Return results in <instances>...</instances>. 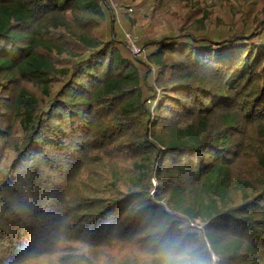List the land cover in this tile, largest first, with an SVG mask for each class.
I'll return each mask as SVG.
<instances>
[{
	"label": "trees",
	"instance_id": "1",
	"mask_svg": "<svg viewBox=\"0 0 264 264\" xmlns=\"http://www.w3.org/2000/svg\"><path fill=\"white\" fill-rule=\"evenodd\" d=\"M111 11L0 0V264H142L154 221L191 225L216 264H264V6L150 41L147 61L114 19L98 45L65 30Z\"/></svg>",
	"mask_w": 264,
	"mask_h": 264
},
{
	"label": "rangeland",
	"instance_id": "2",
	"mask_svg": "<svg viewBox=\"0 0 264 264\" xmlns=\"http://www.w3.org/2000/svg\"><path fill=\"white\" fill-rule=\"evenodd\" d=\"M108 2L114 18L112 16L106 18L104 15L106 19L103 21V31L90 33L77 23L69 21L65 30L89 46L98 45L110 37L109 27L114 19L115 38L124 40L121 31L132 33L137 36L139 45L148 51L149 47L146 46L148 42L177 35L183 30L201 33L213 30L235 32L241 29L244 22L251 24L261 18L264 6V0H215L211 5L204 3L203 0H108ZM190 14L192 19L187 20ZM125 15L128 25L125 24ZM76 17L98 19L99 15L82 9L76 13ZM53 57L58 60L56 62L58 69L68 68V62L72 60L67 52H55Z\"/></svg>",
	"mask_w": 264,
	"mask_h": 264
},
{
	"label": "clouds",
	"instance_id": "3",
	"mask_svg": "<svg viewBox=\"0 0 264 264\" xmlns=\"http://www.w3.org/2000/svg\"><path fill=\"white\" fill-rule=\"evenodd\" d=\"M191 225L181 223L172 230L165 221L148 227V248L142 264H216V257L204 254Z\"/></svg>",
	"mask_w": 264,
	"mask_h": 264
},
{
	"label": "built area",
	"instance_id": "4",
	"mask_svg": "<svg viewBox=\"0 0 264 264\" xmlns=\"http://www.w3.org/2000/svg\"><path fill=\"white\" fill-rule=\"evenodd\" d=\"M204 3L211 5L215 2V0H203ZM124 40L127 43L130 51L135 57L141 58L144 61H147V49L143 48L139 45V41L137 36H135L132 33L126 32V31H121ZM198 223V222H197Z\"/></svg>",
	"mask_w": 264,
	"mask_h": 264
}]
</instances>
